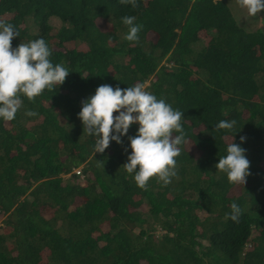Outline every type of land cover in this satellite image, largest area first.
Wrapping results in <instances>:
<instances>
[{
    "label": "trees",
    "instance_id": "trees-1",
    "mask_svg": "<svg viewBox=\"0 0 264 264\" xmlns=\"http://www.w3.org/2000/svg\"><path fill=\"white\" fill-rule=\"evenodd\" d=\"M137 3L0 0L12 47L43 38L70 71L0 119V264H264V29L240 24L227 0ZM124 16L142 25L138 42L124 39ZM102 84H143L183 112L167 186L142 190L123 167L137 124L94 153L78 113ZM221 120L236 124L217 130ZM232 139L250 161L243 186L215 168Z\"/></svg>",
    "mask_w": 264,
    "mask_h": 264
},
{
    "label": "clouds",
    "instance_id": "clouds-1",
    "mask_svg": "<svg viewBox=\"0 0 264 264\" xmlns=\"http://www.w3.org/2000/svg\"><path fill=\"white\" fill-rule=\"evenodd\" d=\"M119 2L131 5L132 8L138 7L137 0ZM236 2L239 7L247 10L249 17H255L264 10V0ZM121 20L128 28L124 39L138 42L142 25L134 23L136 17L124 16ZM18 36L19 32L14 25L0 20V119L4 121L15 119L23 105L22 97L34 102L46 89L55 92L70 73L63 65L51 62L52 52L43 38L20 43L13 48L11 42ZM81 104L78 118L83 131L95 139L94 153H104L110 141L120 144L121 137L128 133L130 126L138 125L136 135L128 138L131 154L127 157L128 162L123 165L128 174H134L138 188L147 190L152 178L167 186L177 175L176 157L180 155L179 146L185 140L183 112L174 110L164 99H157L145 90L143 84L124 89L102 84L97 87L94 95ZM25 114L37 115L35 111H27ZM235 124V120H221L215 128L231 130ZM240 140L244 142L245 137L241 136ZM226 151V156L219 158L215 168L226 174L230 184L243 186L250 175L246 150L232 139ZM79 169L75 168L74 171L78 172ZM230 207L228 218L236 222L242 210L236 203Z\"/></svg>",
    "mask_w": 264,
    "mask_h": 264
},
{
    "label": "rangeland",
    "instance_id": "rangeland-1",
    "mask_svg": "<svg viewBox=\"0 0 264 264\" xmlns=\"http://www.w3.org/2000/svg\"><path fill=\"white\" fill-rule=\"evenodd\" d=\"M231 8L233 9V13L237 14V18L244 27L247 28H261L264 29V10H262L260 13H258L255 17H249L247 14V10L244 8L239 7L236 0H227ZM50 22H52L55 26H59L61 24L60 20L56 18H50ZM257 28V29H259ZM148 83V81H147ZM79 167V166H78ZM76 167V168H78ZM68 175V174H66ZM163 230H161L159 227H157L154 232L160 233Z\"/></svg>",
    "mask_w": 264,
    "mask_h": 264
}]
</instances>
